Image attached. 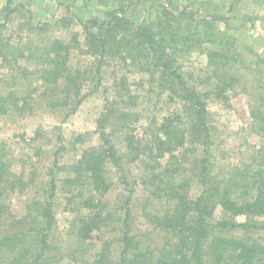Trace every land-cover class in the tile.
<instances>
[{
    "label": "rangeland",
    "instance_id": "rangeland-1",
    "mask_svg": "<svg viewBox=\"0 0 264 264\" xmlns=\"http://www.w3.org/2000/svg\"><path fill=\"white\" fill-rule=\"evenodd\" d=\"M7 1L11 8L19 7L2 24ZM120 7H126L125 16L134 25L146 24L151 28L174 69L203 96L211 131L208 167L213 180L230 187L234 199H249L253 190L241 175L252 177L255 171L264 172V132L252 117L254 113L264 115V0H0L2 42L16 54L15 58L20 56L16 64L0 65V94H31L36 98V103L31 102L20 111L12 109V114L0 115V154L8 167V175L0 183V219L5 225L33 219L32 204L46 199L49 169L56 158L54 222L46 256L49 264H91L102 254L106 264H117L122 246L121 218L130 193V230L135 241L143 251L147 247L153 249L152 256H157L166 243V233L142 215L160 213L170 206L150 193L154 184L146 182L147 170L141 161L144 158L140 155L134 159V150L130 155L122 131L130 133L132 129L140 137L145 127L155 129L178 104L169 102V92L161 90L159 73L154 72L155 81L149 82L150 72L133 66L126 52L105 58L97 89L95 81L88 79L93 70L89 64L95 60L83 53L87 47L80 22L102 21L106 13ZM92 31L96 32V28ZM52 41L78 44V48L69 49L67 66L81 71L77 80L81 83V95L86 97L68 116L78 98L65 106L61 103L67 102V92L69 98L75 92L63 90L61 80L58 87H53L39 79ZM121 80L123 88L119 86ZM224 85V93L218 96V87L223 90ZM124 89L135 99L130 101ZM48 94H55L53 101L46 100L44 95ZM107 99L112 113L106 133L127 169L128 185L121 183L120 174L107 163L105 176L111 189L100 201L87 176L73 182L70 168L83 151L101 145L97 120ZM123 113L136 115L125 128L120 126L124 125L120 120ZM184 148L188 160L183 164L177 161L181 170L175 179L186 176L188 196L195 198L200 187L194 172L201 151L188 144ZM185 149L174 155L185 153ZM166 158L160 164L168 163L171 167L175 160ZM88 200L97 206L95 212L85 206ZM96 211L104 221L90 220L97 225L82 236L78 233L84 226L82 217L90 218ZM220 216L217 207L213 217L218 220ZM234 220L264 225V216ZM253 238L264 240V234H255ZM36 244L33 238L27 240L26 249L31 252L26 259L33 258Z\"/></svg>",
    "mask_w": 264,
    "mask_h": 264
},
{
    "label": "trees",
    "instance_id": "trees-1",
    "mask_svg": "<svg viewBox=\"0 0 264 264\" xmlns=\"http://www.w3.org/2000/svg\"><path fill=\"white\" fill-rule=\"evenodd\" d=\"M18 7L11 8L9 1L6 2L2 10V24L9 21ZM126 13V7H120L106 13V18L102 21L93 19L80 22L87 47L83 53L93 56L95 60L94 64H89V67L93 66V70L92 77L88 79L95 81L94 89H97L102 80L101 71L105 65V58L109 55L120 56L126 52L133 66L150 72L149 82L155 81L154 72L159 73L157 80L161 90H167L169 102L178 105L177 109L167 114L155 129L145 127L140 137H137L132 129L130 133L122 131L130 155L134 150L136 152L132 155L134 159L140 155L144 158L141 161L147 170L146 182L154 184L153 187L150 186V193L160 200H165L170 208L160 213H143L142 215L149 223L166 233L164 248L158 251L157 256H152L153 249L150 250L147 247L143 251L139 242L135 241V237L131 234V213L128 204L131 203L132 196L131 193L128 195L125 212L121 218L120 243L122 246L117 264H264V240L253 238L255 234H264V225L247 220L243 222L234 220L238 217L247 219L264 216V172L255 171L252 177L245 176V173L241 175L242 179L246 178L249 181L248 185L253 190L249 199H234L230 187L224 183L220 186L213 180L208 167L209 150L212 144L211 131L207 104L203 96L189 86L181 74L174 69L165 49L155 41L151 28L146 24L134 25L125 16ZM167 15L170 16V12ZM161 24L160 22L158 25L161 26ZM3 26L0 25V28ZM92 28H96V32H93ZM70 48H78V44L67 45L52 41L46 51L47 64L39 71V79L42 83L58 87L61 80L64 82L63 90L71 91L72 89L75 92L70 98L67 92L65 94L68 98L67 102L61 103L65 106L75 103L78 98L75 106L66 116L74 112L86 97L81 95V83L77 80L81 71L75 69L73 73L67 66ZM8 49V45L6 47L3 44L0 33V65L6 63L10 66L12 62L16 64L20 58L19 55L15 58L16 54ZM123 81L119 83L120 88L124 87ZM219 81L222 80L219 79ZM226 87L224 85L223 90L218 87V96L224 93ZM125 89L124 93L129 96ZM54 96L55 94L44 95L49 102L53 101ZM38 97L42 98L43 95ZM133 99L135 97L129 96L130 101ZM31 102L36 103V98L31 94L26 96L12 92L7 95L0 94V115H10L12 109L20 111L30 106ZM109 103L107 99V105L97 120L96 132L101 145L83 151L80 159L70 168L74 173L73 182L87 176L94 196H99L100 201L111 189V184L105 176L107 163L120 174L121 183L128 185L127 169L106 133L108 118L112 113ZM135 117L136 115L132 113H123L120 116L124 124L120 125L121 128L128 127ZM252 117L259 130L264 132V115L254 113ZM135 140L137 142L134 144ZM186 144L193 146L194 150L199 148L201 151V157L196 161L194 172L195 180L200 187L199 195L195 198L188 196L189 180L186 176L183 175L178 181L175 179L181 170L177 161L183 164L188 160L187 148H184ZM181 149H185L186 152L174 155ZM165 158L175 160L171 167H168V163L160 164V160ZM56 168L57 160L54 158L52 168L49 169L50 181L48 194L43 200L45 203L39 201L32 204L35 210L32 220L26 222L25 219H19L11 221L10 225H5L0 219V264H49L46 256L50 246L48 238L54 222L52 201L55 196L56 181L53 171ZM7 175L6 161L0 154V183ZM84 203L92 212L97 209L90 200ZM1 206L0 204V217ZM217 207L220 209L221 216L215 220L213 214ZM29 214L31 216V212ZM93 219L104 221L99 212L90 218L82 217L81 222L84 226L78 233L85 236V232L92 230V227L95 228L97 223L89 222ZM30 238L37 242L36 253L34 252L31 260L25 258L31 252V249H26V242ZM105 260L106 257L102 254L91 264H106Z\"/></svg>",
    "mask_w": 264,
    "mask_h": 264
}]
</instances>
